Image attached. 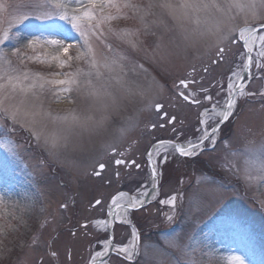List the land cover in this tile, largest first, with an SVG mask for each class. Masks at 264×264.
<instances>
[{"label": "rangeland", "instance_id": "obj_1", "mask_svg": "<svg viewBox=\"0 0 264 264\" xmlns=\"http://www.w3.org/2000/svg\"><path fill=\"white\" fill-rule=\"evenodd\" d=\"M132 2L147 5L149 0ZM75 7L69 4L68 11ZM52 11L57 9L43 0H0V35L11 25L0 52L13 67L38 73L35 78L45 81L63 79L54 75L58 72L81 73L78 86L60 99L50 90L55 86L37 89L38 103L50 114L34 125L41 132L39 141L29 125L16 124L12 132V122L0 119V128L10 133L0 132V140L14 146V152L0 147V223L7 217L16 226L0 233V264H92L105 243L114 251L127 245L136 254L128 260L115 251L98 264H235L233 257L244 264H264V178L246 152L249 142H264V71L253 65L245 91L255 94L237 98L216 142H206L196 155V170L171 147L152 152L156 195L146 206L128 210L125 222L113 225L109 245L106 219L113 198L120 193L140 198L154 183L145 160L152 144L171 139L186 147L202 135L201 119L215 126L211 113L201 114L213 104H225L230 78L237 79L232 73L242 74L244 48L238 41L225 42V58L218 60L215 37L193 34L198 27L194 21L186 22L184 31L158 7L147 13L121 8L119 14L108 10L118 18L102 25V37L89 33L93 54L85 56L87 46L70 25L53 17L65 24L63 31H53L50 20L37 19ZM232 14L237 26L250 16L238 8ZM19 17L25 18L16 22ZM82 27L87 30L86 23ZM69 32L72 39L65 43L73 46L67 54L48 43ZM57 53L67 62L63 67L52 59ZM92 58L103 79L97 78ZM106 60L111 71L103 67ZM182 79L189 82L186 88ZM179 93H191L190 100L199 103L184 101ZM206 95L212 100H205ZM150 101L161 103L162 110H154ZM73 116L92 120L86 127L70 128ZM122 128L127 129L123 135ZM46 136L56 139L55 145L46 143ZM118 159L125 163L117 164ZM173 196L174 205L162 203Z\"/></svg>", "mask_w": 264, "mask_h": 264}, {"label": "snow or ice", "instance_id": "obj_2", "mask_svg": "<svg viewBox=\"0 0 264 264\" xmlns=\"http://www.w3.org/2000/svg\"><path fill=\"white\" fill-rule=\"evenodd\" d=\"M43 2L49 7H55L57 11L44 12L41 13L37 19L41 21H51L48 27L53 31H63L65 29V24L57 23L53 17H58L60 21L66 22L71 26V29L78 32L84 40V45L87 46V52L85 56H92L93 50L92 46L88 42L89 33L96 36L97 39L104 35L102 25L108 21L117 19V15H113L110 9H115L117 14L120 13L121 8H130L134 11H144L150 12L153 8L163 9L168 16H170L174 21L179 22L178 26L184 31H188L185 27L186 22L194 21L197 24V28L193 29V34L198 33L200 36L205 34L215 37V56L218 60H223L225 58L227 49L224 46L225 42L236 43L234 37L238 36L239 40L243 41V48L245 49L244 55L246 58L242 62L241 72L247 73V81L245 76L240 73H232V77H236L235 82H232L230 78V83L228 85V96L226 98L225 104L221 107L218 104H213L211 109H205L202 116H206L211 113V121L215 126H211L209 120L201 119V125H204V130L202 135L198 138L197 143L189 142L187 148L179 144L175 145L177 152L184 156L195 154L197 148L202 147L206 142L214 144L216 142V132L219 129L220 124L228 121L230 117L234 114V110L237 105V98L243 97L245 95L252 96L255 93L246 92L245 89L248 86V82L252 79L251 69L253 65L258 71H264V0H149L147 5H140L133 3L132 0H55L53 5L52 0H43ZM74 3L76 7L69 12L68 5ZM233 8H238L241 10H247L250 16H245L243 26H237L233 21L235 16L232 14ZM25 17L17 18L16 22L24 19ZM163 22V21H161ZM255 22V23H254ZM82 23L87 24V30L82 27ZM9 25L8 29H4L2 35H0V44L5 40L9 39L10 33ZM114 31L113 29H109ZM71 34L66 33L63 40L53 39L48 41V43L56 45L65 54L68 53L69 49L73 46L72 44L65 42L71 40ZM29 46H32L29 42ZM135 47V44H132ZM255 46V47H254ZM111 47L110 45L108 46ZM255 53V56L253 55ZM21 57V63H23V54L18 51L14 53ZM81 57H77L80 59ZM52 59L58 60L60 67H63L66 61L60 59L59 53ZM71 59V58H69ZM0 119H7L12 122L11 131H15V125L19 124L22 128L25 124L29 125L28 130L31 135L39 141L41 139V132L35 130L34 125L44 121L49 117V113L42 110L41 105L38 103L39 97L37 95V89L43 92L45 89V84L55 86L54 91L57 99H60L61 95L69 94L73 91V85L78 86V76L81 74L80 70L76 73H55V76H63V79H51L45 81L43 77L37 80L39 74L33 76L27 69L21 71L17 67H13L11 62L6 59L4 54L0 52ZM90 64L93 69L96 70L97 78L103 79L101 72L99 71L98 64L95 58H92ZM217 61H213L216 63ZM116 61L113 59L111 64H115ZM111 64L105 61L103 67L108 68L111 71ZM142 67V66H141ZM207 71V68H205ZM90 74V73H89ZM91 84V80L88 81ZM187 80H180V84L185 88L188 86ZM101 88L104 85L101 84ZM106 91V90H105ZM101 93L94 92L93 95H99ZM110 94V93H109ZM262 96H264V89H261ZM184 100H189L191 93L189 95H184L180 93ZM205 100L211 101V96H205ZM192 103H199V101L193 99ZM150 107H154L157 112L162 110L161 103L149 102ZM220 109L217 111V109ZM57 119L56 117L52 118ZM67 119V118H65ZM92 120L91 116H73L70 121L71 127H86L88 122ZM96 126V125H94ZM155 127V125H152ZM127 131L126 128L120 129V134L123 135ZM0 132H4L5 135L10 134L3 128H0ZM55 134H53L54 136ZM45 142H51L53 145L56 143V139L49 141V138L45 137ZM163 145L164 141L159 142ZM170 143V142H168ZM0 147L7 148L8 151L14 152V146L12 141L7 139L0 140ZM115 152V148L111 149ZM246 152L251 157V163L256 165L257 170L262 178H264V142L259 145H255L249 142V146H246ZM43 163V162H41ZM117 164L125 163L124 160H116ZM104 164H100V168L103 169ZM139 167V165H137ZM121 196L124 194L121 193ZM115 197L113 201H115ZM176 197L173 196L167 201H162V203H169L174 205ZM97 204L100 201L96 202ZM124 207L127 210L129 207H136V201L133 200L129 204L121 205L116 204L117 209ZM63 207V206H62ZM15 219V216L12 217ZM171 219V217H169ZM15 225L11 223L7 217L2 218V223H0V233H4L7 230H14ZM133 237H137V233L133 231ZM135 247V246H133ZM116 252L124 254L128 260H132L135 256V251L130 249L127 245L119 246L115 249ZM103 255V253H96V256ZM95 259V257L93 258ZM235 264H244V261L240 257L232 258Z\"/></svg>", "mask_w": 264, "mask_h": 264}, {"label": "bare ground", "instance_id": "obj_3", "mask_svg": "<svg viewBox=\"0 0 264 264\" xmlns=\"http://www.w3.org/2000/svg\"><path fill=\"white\" fill-rule=\"evenodd\" d=\"M65 102H66L65 100H61V103H62L61 105L65 106ZM185 148H187V146ZM197 149H199V148H197ZM120 194L115 196V198H116L115 201H113V203L110 205V207L108 209L107 219H106L107 225H109L110 222H112V221L125 222V220L127 219L128 209L125 210L123 206L121 208L117 209L116 204L119 203L121 205H126V204H129L130 202H132L133 200H135L136 201V206H137V205L141 204L143 202V199L145 197H147V196H148L149 199H152L155 196L156 192L152 188H150L140 198L132 197L131 195H129L127 193H123L124 194L123 196H121ZM107 251H108V244L105 243V244H103L102 249L97 251L96 253L105 254ZM96 253L94 254L95 259H93V263L92 264H97L96 263L97 260L100 257H102V255L96 256Z\"/></svg>", "mask_w": 264, "mask_h": 264}, {"label": "water", "instance_id": "obj_4", "mask_svg": "<svg viewBox=\"0 0 264 264\" xmlns=\"http://www.w3.org/2000/svg\"><path fill=\"white\" fill-rule=\"evenodd\" d=\"M241 43L243 44L244 42L241 41ZM244 74H247V73H242V75H244ZM163 115H164V114H163ZM162 141L166 142V143H164L163 145H171V146H174V147H175V145L178 144V143H176V142H172V141H168V140H162ZM159 142H161V141H157V142H155L154 144H152L151 147L149 148V150H148L147 153H146V158H147L148 166H149V168H150L151 176L154 178V180H155V178H156V171H155L154 166H153V164H152L151 154H152V152H153L155 149H157V148L163 146V145H161ZM168 142H170V143H168ZM179 145H181V144H179ZM181 146H182V145H181ZM151 188H152L153 190L156 189V180H155V183H154L153 187H151ZM148 201H149V198H148V196H147V197H145V198L143 199V202H142L141 204L137 205V206L134 207V208L129 207L128 210H136V209H139V208L145 206V205L148 203ZM113 225H114V221L110 222V224H109V232H108V233H109V236H108V242H109V245H111V243H112L111 230H112ZM110 252H111V248L109 247V248H108V251H107L102 257H100V258L97 260L96 263H100L101 261H103V260L105 259V257H107V256L109 255Z\"/></svg>", "mask_w": 264, "mask_h": 264}, {"label": "trees", "instance_id": "obj_5", "mask_svg": "<svg viewBox=\"0 0 264 264\" xmlns=\"http://www.w3.org/2000/svg\"><path fill=\"white\" fill-rule=\"evenodd\" d=\"M224 136H226V134H224ZM196 163H197V162H195L194 164H196ZM198 163H200V162H198ZM201 167H202V168L206 167L205 164H204L203 162H201Z\"/></svg>", "mask_w": 264, "mask_h": 264}]
</instances>
